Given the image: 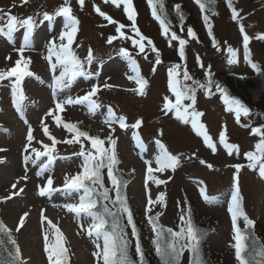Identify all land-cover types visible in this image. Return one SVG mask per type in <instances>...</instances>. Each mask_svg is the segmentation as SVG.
Returning <instances> with one entry per match:
<instances>
[{"label": "rangeland", "instance_id": "374dc122", "mask_svg": "<svg viewBox=\"0 0 264 264\" xmlns=\"http://www.w3.org/2000/svg\"><path fill=\"white\" fill-rule=\"evenodd\" d=\"M133 2L138 13L136 23L147 37L153 39L160 52L161 63L155 65L156 70L153 72L155 54L150 50L146 49L151 53L147 54L146 52L148 58L145 59V54L137 55V50L132 47L129 40L118 38L113 40L112 44L106 43L109 36L117 35L115 26L108 24L93 11V3L114 20L127 25L130 22L123 13L122 5L118 9L111 3H103V0H85L84 7L81 9L75 0H71L73 14L80 22L73 48L77 55L83 59L90 47L97 57V61H103V63L94 62L89 68V71L93 73L98 71V77L95 75L89 79L78 77L69 88L58 91L57 96L61 100L68 96L73 98L83 96L93 84H99L101 89L94 99L102 107L97 110L95 115H90L86 105H72L66 106L65 110L59 114L65 122H80L79 127L87 128L92 131L91 135H100L102 138L108 133L107 127L102 123L108 106H111L118 116H126V122L129 125L135 123L138 118L142 119L143 123L139 129L129 127L127 130H122L118 125H114L116 131L113 136L117 139L116 153L120 161L117 167L120 171H124L125 177L129 179L126 188L123 189L126 196L129 197L130 202L143 218L145 217L148 195H151L155 200L159 193H164L165 206L152 205L149 215L155 216L156 213H161L158 220L167 229L178 230L180 215L186 212L190 206L192 209H196L211 221L209 228L205 231L202 246L205 245L224 264H238L234 249L231 247L234 241L231 218L227 212L228 203L231 200L232 177L235 173V169L231 166L235 164L247 165L243 154L254 150L253 146L259 139L257 136L250 135L251 128L264 126V93L258 92V105L251 103L252 112L250 111L248 117H241V123L237 124L234 115L224 110L219 93L216 92L215 84L218 83L223 85L231 96L235 98L241 96L248 104L251 101L245 89L242 86H233L231 81L234 78H242L245 75L256 73L243 60L242 36L238 24L231 20V13L225 0H215V5L210 6L217 13V15H212L211 12L206 14L210 16L213 34L222 49L218 52L211 45L201 19L200 10L193 0H163L168 20L171 21V30L177 32L181 38L188 40L185 51L186 67L189 74L195 80L206 83L204 70L209 65L211 66L210 70L213 74L211 90L214 95L211 98H206L204 90L198 89L196 108L204 113L201 121L217 143V151L213 154L210 149L205 147L202 139L193 133L190 125H183L171 114L165 116L162 113L163 96L169 95L174 99L167 89V70L173 63H180L176 50L178 43L173 41L170 47L167 40L161 36L159 24L152 19L146 0H133ZM61 3L62 0H29V3L21 6L20 0H0V11L3 13L10 12L21 19L34 16L37 21V27L30 37L32 48L26 50L24 55L31 57L30 71L39 79L26 77L22 82V88L27 97L24 102L23 115L34 129L33 135L36 140H42L48 144L51 141L43 136L40 120L45 118V113L49 108H54L52 101L53 73L47 62L41 57L42 54H46L47 42L59 34L62 19L57 18L51 24L47 21L40 23V20L43 18V12L52 13ZM175 4L182 6L181 11L185 17L183 31L178 17L173 11ZM233 5L243 18L241 23L244 25L246 33L253 37L249 44L251 60L259 66L260 72L264 73V41L254 38L257 33H264V0H233ZM189 26L197 34L199 42L187 37ZM125 31L127 34L130 33V29H125ZM23 33L24 30L20 29L14 34V45H10L6 40L0 38V69L7 70L15 65V61L19 57L13 49L14 47L18 48L23 42ZM77 44L80 47H76ZM228 46L238 50V63L232 65L227 63L226 48ZM121 48L128 49L136 59L141 75L149 81L146 95L143 97L126 90L135 88L137 85L134 81L127 79L131 73L127 60L119 55ZM197 55L201 58L205 69L196 64ZM9 56L11 58L6 60L5 57ZM58 74L57 71L56 75ZM105 82L118 87L104 89L102 85ZM187 83L190 84L191 81ZM45 122L49 125L51 134L58 140H64L66 137L71 138V134L62 127L57 128L51 118H45ZM28 124L24 123L20 114L12 106L8 81L2 82L0 84V148L5 151H0V166L13 168L15 176L7 179L0 178V221L12 229L11 235L19 245L22 256L27 249L25 239L31 236L35 243L36 263L47 264L43 253V238L39 220L40 211L44 209L45 215L54 223L59 221V227L67 237V244L71 252V264H94L91 253L95 250V237H89L83 232L76 235L80 228L73 214L67 213L60 207L65 203L73 202L75 197L62 190L43 197L37 194V185H43L48 175L53 177V187L59 189L65 174L74 175L80 170L82 158L77 155L80 146L58 143L54 153L56 159L45 171V174L38 177L36 173L40 171V164L45 162V158L42 157L36 164L31 161L25 164L23 160ZM222 125H226L228 142L239 146V155L229 156L219 145L218 134ZM159 131L163 132L162 136L158 135ZM133 132H138L140 135L144 145L143 149L137 148L132 139ZM156 139H160L171 153L183 155L180 166L175 171L155 173L158 179L167 180L166 184L158 186L149 181L146 189L144 160H153L157 154ZM32 147L40 149L41 145L33 141ZM193 153H196V157L190 159L189 157ZM200 159L213 165V168L210 170L201 165ZM25 174L28 179L20 180L19 178ZM238 176L243 210L250 219L255 221L254 229L247 231H251L255 237L261 235V242L264 243V235H262L264 234V180L259 178L257 171L249 170L247 166L240 170ZM18 180L17 189H12L11 185ZM104 183L105 186L110 187L106 170ZM201 186H205L207 195L214 198L212 202H205L201 198L199 194ZM20 188H23L24 191L19 195H11L12 192L18 191ZM10 195V199H5ZM28 210L32 211L31 220L26 218L24 226L17 232L15 228L18 218ZM48 210H51L52 215L48 213ZM81 222L85 226L89 223L87 219ZM64 223L66 230L62 228ZM238 226L242 231H245L242 218L238 220ZM152 233L151 230L149 235ZM5 253L8 254L7 251ZM180 264H190V256L187 251L181 256Z\"/></svg>", "mask_w": 264, "mask_h": 264}, {"label": "snow or ice", "instance_id": "6c2138e0", "mask_svg": "<svg viewBox=\"0 0 264 264\" xmlns=\"http://www.w3.org/2000/svg\"><path fill=\"white\" fill-rule=\"evenodd\" d=\"M76 4L83 9L85 0H75ZM198 6L201 19L207 31V35L211 41L212 47L216 51H221L219 41L215 38L212 31V24L210 16L206 14L211 12L212 15H217L212 7L215 5V0H193ZM29 3V0H20V5L23 6ZM103 3H111L116 8L123 6V13L126 16L129 24H123L114 20L110 15L101 11L100 7L93 3V11L97 13L108 24L115 26L117 35L109 36L106 43L112 44L115 39H126L131 41L132 47L137 50V55L145 54L144 58L147 59L146 49L155 54V61L152 71L155 72V65L161 63V55L156 48L151 38L146 37L140 31L137 23V11L133 4V0H103ZM152 18L159 24L160 34L163 36L169 46L172 42L178 43L177 55L180 63H173L167 70V89L171 94L163 96V103L161 111L165 116H171L183 125H190L193 133L202 139L205 147L210 149L213 154L217 151V143L213 137L208 133L206 125L201 121L204 115L202 111L197 110V90H204L206 98H211L214 93L212 92V72L210 65L207 69L199 57L196 56V64L204 70V77L206 83H201L195 80L188 72L186 67V45L188 40L181 38L177 32L171 30V21L168 20L167 12L163 0H146ZM225 4L231 13V20L236 22L239 27V32L242 36L243 47V60L254 71L259 72V66L251 60V52L249 44L253 37H250L244 25L241 23L242 17L238 10L233 5V0H225ZM181 5L175 4L173 11L178 17L181 30L183 31L184 14L181 11ZM42 20L53 22L57 18L62 19V27L59 34L50 39L46 44V54H42L52 76V101L54 108H49L45 113V118H51L57 128L62 127L67 133L71 134V138L58 140L50 132L49 125L45 122V118L40 120V128L43 136L46 137L50 144L44 143L42 140H36L33 135L34 129L28 124L27 119L23 115L24 102L27 97L22 88V82L26 77H35V74L30 71L31 57L24 55L26 50L32 48L30 40L34 29L37 27V21L34 16H27L26 18H19L12 15L10 12L3 13L0 11V38L6 40L10 45H14V34L23 29V42L18 48L14 47V51L18 54V59L15 65L7 70L0 69V84L8 81L11 89V103L20 118L28 124L26 141L24 145L23 160L25 164L29 161L36 164L41 158H45V162L40 164V171L36 175L42 176L45 171L56 159L54 153L58 143L78 144L80 151L77 153L82 158L80 170L74 174H65L61 188L53 187L54 180L51 175L46 177L43 185H37V194L39 196H47L56 191H64L66 194H71L75 197L73 202L65 203L62 209L67 213L73 214L80 231L86 233L89 237H95V250L91 253L94 258V264H145L144 253L139 241V234L134 223L132 209L128 203L127 197L123 189L126 188L128 180L125 179L124 174L119 171L117 165L120 163L117 153L116 144L117 139L114 138L113 133L116 131L114 125H118L120 129L127 130L129 127L139 129L142 126V119H136L135 123L129 125L127 117L117 115L111 106L107 107L106 115L102 123L107 127L108 133L103 138L100 135H91L88 131L82 130L78 125L80 122H65L60 112L65 110L66 106L72 105H86L87 112L90 115H95L97 110L102 106L94 99L101 89V85L93 84L89 91L83 96H76L75 98L68 96L63 100L57 96L58 91H63L69 88L78 77L89 79L92 76H99V72H91L89 68L93 63L102 64L103 61H97L93 50L89 47L87 55L81 59L73 45L77 39L79 32V19L73 14L71 0H62V3L52 12L47 11L42 13ZM103 26V25H102ZM125 29H130L132 35L127 34ZM187 37L195 39L199 42V38L193 28H187ZM256 40L264 41V33H257L254 37ZM226 43V42H225ZM76 47H80L79 44ZM227 63L229 65L238 63L237 55L238 50L228 46L226 48ZM119 55L123 56L127 62L130 75L127 76L129 81H134L137 85L135 88L126 89L132 91L137 96H145L146 89L149 81L141 75L139 65L136 59L128 49L121 48ZM11 57H5L6 60ZM58 71V75H56ZM39 79V77H35ZM191 81V83H187ZM102 87L104 89H111L118 87L105 82ZM216 92L219 93V98L224 105V110L234 115L237 124L241 123V117H248L250 110L239 99L231 96L225 88L220 84H215ZM159 136L163 135L162 131L158 132ZM250 135L259 137L258 141L254 144L253 149L245 152L244 158L247 165L235 164L232 165L235 173L232 177V191L231 200L228 203L227 212L231 218L232 226V239L234 241L231 247L234 249L235 259L238 264H264V244L258 242L257 238L248 229H254L255 221L250 219L244 212L242 207V197L239 188V172L247 166L249 170L257 171L260 179L264 180V126L252 127ZM132 139L135 141L137 148L143 149V141L138 132H133ZM33 141L41 145V148L32 147ZM218 143L229 156L233 154L239 155V146L228 142L226 135V125L221 126L218 134ZM158 152L153 160H144L146 166L145 174V187L147 189L148 182L151 181L156 185L166 184L168 181L158 179L155 173H165L168 170L175 171L181 163V156L183 154L171 153L167 146L160 140L156 139ZM0 151L5 149L0 148ZM196 153H193L191 158H195ZM199 163L208 167L210 170L213 165L207 161L200 159ZM155 165V166H153ZM109 181L110 187L105 186L104 175ZM134 169L132 172L134 173ZM20 180H27V174L20 177ZM171 179V177H169ZM19 180L11 185L12 189H17ZM24 189L20 188L14 191L11 195H19ZM111 193H114L112 195ZM199 194L205 202H212L206 193V187L199 188ZM11 195L5 197L10 199ZM159 204L161 207L165 206V194L159 193L155 200L151 195H148L147 204L145 206V216L148 223L151 225L154 239L152 244L155 247V253L160 258L161 264H180V258L185 251L189 253L190 264H206L201 254V242L204 233L197 228L191 218L190 208L182 213L179 217L180 224L178 230L171 228L162 229L157 224V219L161 213H156L155 216L149 215L152 211V205ZM56 207V205H53ZM29 217V212H24L18 218V223L15 230L18 232L24 226L26 218ZM242 218L245 226V231H242L238 226V220ZM87 219L89 223L85 226L81 221ZM126 219V224L123 221ZM40 225L43 238V253L46 257L47 264H71V252L67 244V237L59 227V221L53 222L48 216L45 215V210L40 211ZM126 228L131 229V237L135 240V255L136 259H132L129 254V240ZM12 229L8 228L3 221H0V244L11 245L7 249L8 255L12 258L10 261H0V264H30V261L22 257L21 250L17 242L12 238ZM252 239L253 244L249 246L247 241ZM102 241V243H101Z\"/></svg>", "mask_w": 264, "mask_h": 264}, {"label": "trees", "instance_id": "16d2710c", "mask_svg": "<svg viewBox=\"0 0 264 264\" xmlns=\"http://www.w3.org/2000/svg\"><path fill=\"white\" fill-rule=\"evenodd\" d=\"M231 81L233 83V86H236V87L242 86L243 89H245V91L247 92V94L250 97V100H251L250 104L251 103L257 104V101H258V95L257 94L259 91L264 93V73H261L260 71L256 72L254 75H249V76L245 75L242 78H234ZM83 130L88 131L90 134L92 132L87 128L83 129ZM120 172L123 173L124 177H125L126 173L124 171H120ZM125 179H127V177H125ZM127 180H129V179H127ZM111 194L114 195V193H111ZM124 194H125V191H124ZM127 200H128V203L132 209L134 223L136 225V228H137V231L139 234V241H140V244H141V247H142V250L144 253V257H145V264H161L160 258L156 255L155 247L152 244V240L154 239V234L152 233L149 235V232L151 230V225L148 223L146 216L143 218L141 217L140 212H138L137 208L130 202L129 197H127ZM190 210H191V218H192L194 225L197 228H199L205 234V231H207V229L209 228L211 221L209 219H207V217H205V215H203L202 213H200L196 209H192L191 206H190ZM152 216H154V215H152ZM123 223L126 224V219L123 221ZM157 224L160 228L167 229L164 227V225L161 222H159L158 219H157ZM126 232L128 233L129 240L131 241V243L129 245V254H130L131 258L135 260L136 259L135 240L131 237V229L130 228H126ZM262 235H264V234H262ZM256 238H257V240H260V241H258L259 243L264 244L261 242V240H262L261 235L259 237L256 236ZM0 239H3V237H0ZM203 242H204V239L201 242V254H202V257H203L204 261L206 262V264H224L205 245L202 246ZM247 243L249 244V246H251L253 244V241L250 239L247 241ZM11 247H12L11 245L0 244V259L2 261H10L12 259L8 254L5 253L7 251V249H9Z\"/></svg>", "mask_w": 264, "mask_h": 264}, {"label": "bare ground", "instance_id": "6f19581e", "mask_svg": "<svg viewBox=\"0 0 264 264\" xmlns=\"http://www.w3.org/2000/svg\"><path fill=\"white\" fill-rule=\"evenodd\" d=\"M15 176V172L13 168H6L4 166H0V178L7 179L9 177ZM29 212V217L28 220H31L32 217V211L28 210ZM48 213L52 215L51 210H48ZM62 228L66 230V225L65 223L62 224ZM25 242L27 243V249L25 250V254L22 256L25 260L30 261V264H37L36 261L37 259L35 258V243L33 238L31 236L26 237Z\"/></svg>", "mask_w": 264, "mask_h": 264}]
</instances>
